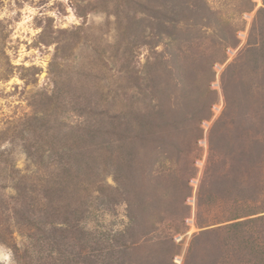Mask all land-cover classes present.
<instances>
[{
	"label": "rangeland",
	"instance_id": "374dc122",
	"mask_svg": "<svg viewBox=\"0 0 264 264\" xmlns=\"http://www.w3.org/2000/svg\"><path fill=\"white\" fill-rule=\"evenodd\" d=\"M188 1L214 10L228 35L239 27L236 45L227 49V61L213 66L215 78L209 87L217 91L218 98L212 119L200 124L203 133L196 144L187 136L178 152L166 148L163 153L153 142L129 144L126 154L136 149L135 172L127 176L124 197L116 193L118 200L97 198L100 193L94 191L82 208L71 200L69 217L77 225L69 237L61 239L53 230L32 238L28 222L16 217L12 183L35 166L13 137L25 118L44 107L42 101L58 112L62 131L70 134L79 133L95 101L107 108L115 96L122 104L132 94L126 88L127 69L133 66L144 75L160 58L157 53L163 47H154L156 29L145 26L151 21L150 7L157 6L158 0H0V264H20L16 252L33 259L30 264H83V256L98 254L108 237L114 238L130 225L155 228L152 237L160 251L154 259L157 264H264V124L249 123L243 115L242 124L247 120L249 127H237V139L225 130L227 137L219 140L213 160L209 150L210 130L225 107L221 75L246 46L264 2ZM130 16L136 18L132 34ZM144 27L149 45L144 43ZM187 32L202 40L185 47L182 73L203 93L211 73L207 62L215 48L209 46L210 29ZM55 91L52 102L46 99ZM6 151L12 153L11 163H4ZM168 154L170 160H166ZM97 163L103 185L108 190L117 186L115 162L98 158ZM15 169L20 170L18 177ZM141 183L148 188L139 190ZM161 183L168 189L158 190ZM78 195L69 196L74 200ZM44 218L38 210L35 219ZM176 225L179 231L173 228ZM202 230L204 236L198 235ZM173 241L179 246L176 255L172 254Z\"/></svg>",
	"mask_w": 264,
	"mask_h": 264
},
{
	"label": "trees",
	"instance_id": "16d2710c",
	"mask_svg": "<svg viewBox=\"0 0 264 264\" xmlns=\"http://www.w3.org/2000/svg\"><path fill=\"white\" fill-rule=\"evenodd\" d=\"M198 4L188 0H158L157 6L150 7L148 17L151 21L145 26L155 27L154 47H163L157 53V59L160 56L157 66L140 75L130 65L127 69L129 77L126 88L132 94L122 104L114 96L107 108L103 107L102 101H95V105H90L87 111L84 124L77 126L79 133L62 131L59 114L46 107L47 101H42L44 107L39 113L23 120L18 135L13 138L21 142L23 151L35 169L23 173L12 183L16 192L13 205L18 207L16 213L19 216L16 217L28 222L30 232H34L29 234L30 237L33 238L35 234L50 235L51 230L56 238L69 237L68 233L77 225L69 217L72 214L71 200L79 202V208H82L89 202L94 191L100 193L97 198L106 196L118 200L116 193L124 197V191L128 189L127 176L135 172L133 161L136 159V149L131 154H126L129 144L153 142L163 153L166 148L181 151L180 145H184V138L187 136H191L190 143L196 144L203 133L200 124L212 119L213 106L218 98L217 91L209 87L215 78L213 66L217 62L227 61V49L236 45V32L239 30L237 27L232 31L233 34L228 35L214 10ZM130 18L128 30L132 34L136 18ZM196 28L210 29L209 46L216 50L211 53V61L207 62L211 66V73L207 89L203 93L196 84H189L182 73L185 66L183 57L186 58L187 52L185 47L201 44L202 39L187 32L191 33ZM143 31L144 43L149 45L151 41L145 33L146 27ZM199 53L208 55L203 51ZM257 78H261L260 81ZM221 81L225 107L209 133L210 158L218 148L219 140L227 137L226 131L232 132L234 139H237V127H249L252 122L254 125L264 124V7L258 9L246 46L227 64ZM119 88L120 85L117 89ZM56 93L55 91L46 99L52 102L57 97ZM60 99L63 98L58 100ZM243 115L249 123L245 120V124H242ZM261 140L264 143V137ZM243 152L245 160L248 147ZM250 152L253 157L251 149ZM10 154L12 153L7 151L2 154L4 163H11ZM98 158L108 164L115 162L117 186L108 190L103 185L104 178L98 167ZM170 158L171 155L168 154L166 160ZM19 172L15 169L16 177ZM132 177V183L138 187L136 177ZM11 179L14 180V177ZM145 188L148 186L143 187L141 183L139 190ZM157 189L167 190L168 186L161 183ZM72 193L79 194V198H70ZM30 206L35 208L30 209ZM38 210L44 219H35ZM74 212L76 213L75 209ZM150 228L137 225L125 227L114 238L108 237L104 245H100L102 247L98 249V254L83 256V264H157L154 259L160 252L159 243L152 237L155 228ZM173 228L175 231L180 230L179 225ZM204 234L205 231L202 230L198 235ZM60 243L56 241L57 245ZM172 249L173 255L179 252V246L174 241ZM24 252L28 253V250ZM15 255L20 264H30L29 260L33 261L17 252Z\"/></svg>",
	"mask_w": 264,
	"mask_h": 264
}]
</instances>
